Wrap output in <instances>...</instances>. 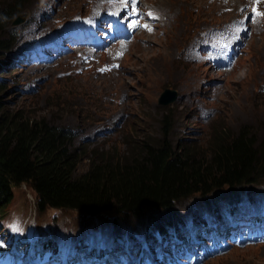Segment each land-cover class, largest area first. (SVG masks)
Masks as SVG:
<instances>
[{
    "label": "rangeland",
    "instance_id": "1",
    "mask_svg": "<svg viewBox=\"0 0 264 264\" xmlns=\"http://www.w3.org/2000/svg\"><path fill=\"white\" fill-rule=\"evenodd\" d=\"M143 1L158 6L161 18L156 22L155 32L134 34L126 52L119 58V68L115 72H101L95 68L76 72L74 68L79 67V59L73 58L77 56L76 52L73 57L54 56L51 60L23 55L33 39L44 38L58 28L68 29L71 13L87 8L88 0H23L13 12L21 8L12 14L0 32V38L9 43L6 50L0 51V58L18 56L11 63L0 61L3 76L0 75V79L4 86L0 103L4 108L27 111L31 116L45 115L50 119L54 109L49 103L56 95L70 100L71 104L67 103L70 107L88 108L87 116L70 111L69 107L58 112L60 119L55 118V122L71 131V146L77 154L75 171L83 172L89 160L100 153L113 156L125 153L124 139L138 141L145 134L156 139L164 137L177 145L198 143L202 146L213 138L215 126L223 127L229 133L246 127L258 140L263 136L260 122L264 121V29L251 31L236 65L229 71L220 72L186 58L183 49L200 27L233 18L239 7L228 13L221 12V5L211 0ZM96 2L104 11L110 10L106 0ZM6 3L7 0H0V12ZM53 14L57 17L48 22ZM90 52L87 50L85 56ZM65 74L80 75V78L56 79V76ZM29 82L33 83V88L29 87ZM163 87L174 89L176 97L169 103L159 104L157 97ZM167 112L170 127L167 133H163L160 120ZM251 183L263 186L264 175H256ZM251 190L252 186L244 183L238 192L246 196ZM12 191L7 209L0 216V234L20 227L16 240L30 249L34 244L29 240L32 227L55 225L56 220L62 219L70 220L69 224L74 227H83L80 233H93L97 239L102 237V230L114 226L117 252H107L110 256L116 252L115 256L122 260L126 256L131 259L132 252L125 251L120 244L123 247L128 244L147 246L148 243L140 241L139 236L149 240L147 235L150 233H145L146 230H156L152 222L157 221V216L168 213V210L144 207L139 219L120 220L110 213L103 216L71 209L55 211L46 208L39 212L35 193L26 183L13 186ZM219 193L214 191L205 197L209 199ZM200 200L198 197L191 204L202 217ZM261 210L264 215V205ZM9 215L11 218L4 219ZM111 220L121 221L119 227L106 223ZM124 231H128V240ZM251 231H255L254 227L250 228ZM40 236L42 233L37 229L36 237ZM72 236L77 235L73 232ZM168 238L172 239V234ZM262 240L251 245L247 241L238 246L232 242L230 249L215 250L198 264H264V238ZM106 245L108 243L104 242L101 245L105 251ZM140 253L148 254L147 250Z\"/></svg>",
    "mask_w": 264,
    "mask_h": 264
},
{
    "label": "trees",
    "instance_id": "2",
    "mask_svg": "<svg viewBox=\"0 0 264 264\" xmlns=\"http://www.w3.org/2000/svg\"><path fill=\"white\" fill-rule=\"evenodd\" d=\"M22 1L7 0L2 7L0 32L12 14L21 8L13 12ZM8 44L0 38V51L6 50ZM2 60L9 59L0 58ZM66 77L78 79L80 75L65 74L56 76V79ZM1 83L0 80V92L4 87ZM67 103L71 104L70 100L56 95L49 103L54 109L50 119L45 115L31 116L27 111L6 109L0 103V216L12 198V187L20 183H26L35 193L39 212L46 208L55 211L71 209L103 216L110 213L123 220L139 219L144 207L168 210L166 215L157 216V221L152 222L162 233L177 218L175 212L190 224L189 229L196 233L206 231L203 219L210 212L204 211L200 204L202 217L194 220L186 208L196 198L214 191H220L219 195L224 198V201L217 202L223 218L238 223L245 213L257 214L260 199L248 202L236 196L234 206H231L230 199L232 189L253 182L256 175H264V121L260 122L263 136L259 140L249 128L240 127L238 132L229 133L218 126L206 146L198 143L177 145L164 137L156 139L148 134L138 141L124 139L125 153L117 154L119 156L100 153L89 160L83 172H78L74 170L77 154L71 146V131L55 122V118L61 116L58 112L70 107ZM73 110L77 114L88 112V108L82 109L81 106L70 107V111ZM163 115L160 127L163 133H167L170 119L166 115L169 113ZM9 218L10 215L4 217ZM260 218L264 223L261 215ZM110 222L117 225L121 221L106 223L110 225ZM228 224L216 225L223 229ZM173 229L178 228L175 225ZM108 245L116 246L117 242L111 241Z\"/></svg>",
    "mask_w": 264,
    "mask_h": 264
},
{
    "label": "bare ground",
    "instance_id": "3",
    "mask_svg": "<svg viewBox=\"0 0 264 264\" xmlns=\"http://www.w3.org/2000/svg\"><path fill=\"white\" fill-rule=\"evenodd\" d=\"M106 9V8H105ZM92 45L90 44L89 47H88V50H92ZM24 54H28V52L24 53ZM165 237H169L171 233H168V232H165V233H162ZM171 252L174 253L175 257L178 259V260H181V259H189V256H192L195 252V249L193 248V246L190 244V242L188 240L185 239V241H172L171 243ZM117 246V245H116ZM116 246H110V245H106L105 248L106 250H116ZM120 246L126 251L127 249H129L131 252H132V255L133 254H136V253H140V252H144V250H147V252L149 253L150 252V249L148 248V246H145V245H139V244H131V245H127V246H124L122 244H120ZM25 251L27 252L30 248H27L25 247L24 248ZM3 248L0 247V252H2ZM127 261L125 262H128L129 264H141V258H139L138 261H133V258L131 257V259H129L127 256ZM124 261H120L121 264H125ZM179 263L181 261H178Z\"/></svg>",
    "mask_w": 264,
    "mask_h": 264
},
{
    "label": "water",
    "instance_id": "4",
    "mask_svg": "<svg viewBox=\"0 0 264 264\" xmlns=\"http://www.w3.org/2000/svg\"><path fill=\"white\" fill-rule=\"evenodd\" d=\"M176 97V91L171 88H163L157 97L159 104H166L173 101Z\"/></svg>",
    "mask_w": 264,
    "mask_h": 264
},
{
    "label": "clouds",
    "instance_id": "5",
    "mask_svg": "<svg viewBox=\"0 0 264 264\" xmlns=\"http://www.w3.org/2000/svg\"><path fill=\"white\" fill-rule=\"evenodd\" d=\"M145 32V31H144ZM146 32H149V33H151V32H155V30H153V31H146ZM132 41V40H131ZM130 43V42H129ZM129 43H128V45H127V47L125 48V50H124V52H123V54L122 55H124V53L126 52V50H127V48H128V46H129ZM242 54V53H241ZM240 54V55H241ZM239 57V56H238ZM238 59V58H237ZM193 62H195V61H193ZM236 63H237V60H236ZM236 64H234L233 66H235ZM211 66V65H210ZM232 66V67H233ZM213 69H215L216 71H220V72H226V71H229V70H231L232 69V67L230 68V69H228V70H226V71H221V70H219V69H217V68H214L213 66H211ZM118 68H119V66H118ZM118 68L116 69V70H114V72L115 71H117L118 70ZM212 198V197H211ZM211 198H209V199H211ZM203 199H206V200H209L207 197H203V198H201V200H203ZM44 236V235H43ZM39 242V241H38ZM37 242V243H38ZM36 243V244H37ZM57 243V242H56ZM43 246H45V244H43ZM33 248V246L31 247V249ZM30 249V250H31ZM30 250L27 252V254H26V256H25V258H24V260H21L22 262H24V263H28V262H31L32 261V257H31V255H30Z\"/></svg>",
    "mask_w": 264,
    "mask_h": 264
}]
</instances>
